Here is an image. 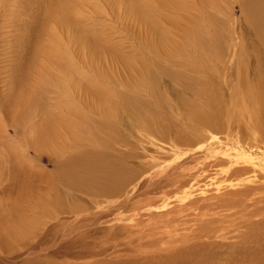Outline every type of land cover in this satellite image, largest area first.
I'll return each mask as SVG.
<instances>
[{
	"label": "rangeland",
	"instance_id": "obj_1",
	"mask_svg": "<svg viewBox=\"0 0 264 264\" xmlns=\"http://www.w3.org/2000/svg\"><path fill=\"white\" fill-rule=\"evenodd\" d=\"M17 1L16 7L23 0ZM49 1L33 29L29 68L23 66L29 88L40 95L25 133L32 180L25 200L10 186V137H0V264H130L140 255L165 256L162 264L263 259L264 128L253 117L256 87L230 90L238 85L235 58L240 77L251 48L241 33L249 17L243 1L84 0L89 12L67 17L76 27L83 23V41L80 29L52 18L58 0ZM0 19V118L10 122L21 29L8 5H0ZM188 31L195 40L187 46ZM158 35L172 41L165 46ZM96 42L112 50L98 53L88 46ZM186 72L192 83L178 79ZM208 81L213 91H227V100L210 122L196 123L176 98L203 107L190 91L210 90ZM186 84L192 90L185 92ZM232 105L250 130L233 127ZM122 165L133 178L122 177L119 192L104 195L100 178ZM71 171L74 177L60 178ZM234 227L238 235L224 244H205Z\"/></svg>",
	"mask_w": 264,
	"mask_h": 264
},
{
	"label": "bare ground",
	"instance_id": "obj_2",
	"mask_svg": "<svg viewBox=\"0 0 264 264\" xmlns=\"http://www.w3.org/2000/svg\"><path fill=\"white\" fill-rule=\"evenodd\" d=\"M37 1L40 7L37 5L36 2H31L30 0H23L21 2V5H19L18 7H16L15 5L16 3H18L17 0H0V5H3V6L8 5V7H10V10L14 12V15L18 17L20 29H21V33L18 39L20 42L18 49L19 51L22 52V54H20L19 55L20 57L16 59V61H18V64L16 65V72L13 74L14 79H15L18 98H17V95H15L14 98H11V102L13 106H12V114H11L10 122H4L3 118H0V137L2 136L3 138L10 137L9 141L7 142L5 141L6 142L5 150H8L10 154L9 158L13 166L12 170L8 172V176L11 179L10 186H15V188H19L21 192H24V200L27 198L28 191L31 190L32 188L31 174H29L28 172L27 145H28L29 139H28V136L25 135L28 126L30 127V124H29L30 119L28 118V113H29V108L31 107V104L38 103L37 99L40 97V95L37 92L33 94L32 93L33 90L29 88V85L27 84V81H26L28 73H24L23 66L27 63L26 70L27 68H29L28 62H27L28 57L26 55H28L29 46L31 44V37L34 33L33 29L36 30V21L38 17L45 16L47 14L49 10L48 9L49 3H50L49 0H37ZM116 1L118 3H121V2L131 3V0H116ZM211 1L213 0H210V2ZM242 1L245 6L244 14H246L249 17L247 18V20H245V27L241 31V33H244L245 38H246L245 41L249 43L251 48H249V51L246 54L245 59L247 63L242 68L240 77H239V71L237 68L239 61H238V58H235V61H237V63L234 64V66L235 65L237 66L236 67L233 66L231 70L236 73L234 80L238 82V85L237 86L231 85L230 90L234 93H238V90L242 91L248 88L249 85L256 87L255 92H253L252 90L250 91L252 93V97L258 100V104L254 103L255 109H254L253 117L255 119L256 124L259 127L264 128V0H242ZM43 3H45L47 6L43 5ZM82 4H84V0H58L57 7H54L51 12L52 18L55 15L57 20L59 21L63 20L65 24L70 25V27L74 30V32H76L80 29L83 23H80L76 27L75 22L71 21L67 17H68V14H70L71 15L70 18L76 21L77 20L76 18H78V15L76 14V9H77V13L81 11V14L87 9L86 7H84V5L83 7H81ZM79 17H80L79 19L87 18L85 15H83L82 17L81 16ZM180 18L182 19V17ZM138 19L141 20L140 17H138ZM183 20H185V24L188 21L185 18ZM45 24L46 23L44 22L43 25H41L42 29ZM49 26H52V24H50ZM183 29L184 28H182V30ZM176 30H178V28L177 29L173 28L174 32H176ZM46 32L47 31L45 30V35H46ZM169 32H171V30ZM150 33L155 35V29L153 27ZM190 33L191 32L188 31L184 38V41L187 43V46L193 40H195V38H193ZM216 34L217 35L215 36V43H217V46H221V43L223 41V38H222L223 35H219L218 33ZM39 38H40V35L37 37V39L39 40ZM77 39L79 41H83V35H82L81 29H80V34L78 35ZM169 40L170 41H167V39H165L162 35H158V42H160L161 44L165 46L169 44V42L172 41L171 38ZM197 40L199 43H203L199 35H197ZM51 41H52V44L55 46V48H58L59 46H61L60 42H54L53 39H51ZM88 46L90 48L98 47L97 48L98 53L101 50H106V51L112 50L111 47H107V46L102 48L101 42L92 43ZM187 46L184 47V50H186L184 53L185 55H187V57H189L190 55L188 53L189 51H187ZM141 48H142L141 49L142 52L144 53L147 47L141 46ZM182 52H183V49H182ZM179 62L182 64H185L183 61H179ZM177 77L178 79L184 80L185 82L192 83V81L190 80L191 76L189 75L188 72H186L184 75L177 76ZM228 81L231 82L232 80L229 79ZM208 83L210 87V90L208 91H204L202 88L192 90L188 84H186V87L183 86V90L185 92H188L189 89H191L192 90L190 91L191 93L194 92V94H197L199 96V98L196 99L197 104L203 103V107L197 106L194 101L190 102L183 95H178V97L176 98L178 105L182 109H184V111L186 110L191 116V118L196 123L210 122L211 116H213L217 111L221 109L220 108L221 103L227 100V91L221 90L220 93H217L213 91L217 86L213 85L210 81H208ZM223 83L225 87H227L228 86L227 84L229 82H225L223 80ZM36 90L40 92L39 85L36 87ZM180 90H182V88H180ZM233 105L231 106L232 110L231 111L229 110V113H228L229 115H232L234 113L231 116L232 118L231 117L230 118L234 122L235 121L238 122V124L233 125V127L234 126L235 127L236 126L249 127V125H244L241 122L240 115L236 107L233 108ZM255 113L257 114L255 115ZM235 119H239V120H235ZM252 121L254 122V120ZM229 126L232 129L231 123L229 124ZM10 128L13 134L12 133L9 134V132H11ZM249 130H250V127H249ZM19 131H20V135L21 133H24L23 134L24 136L22 137V139L19 135ZM234 132H235V129H234ZM104 165L114 168L112 165V162H105ZM131 174H132V171L125 165H122L120 170L111 171V172L109 171L106 174H104L100 178V182L104 186V195L113 196L114 194H117L119 190L121 189V187H123L122 185L125 184V181L122 177H128V179L131 180L134 176ZM59 175H60V178L67 181L69 178L74 177L75 173L71 171L67 175L65 174H59ZM1 177H4V176L0 174V178ZM57 177L59 179L58 175ZM85 191L88 193H91L87 189H85ZM235 225L237 228L240 227V225L237 223H235ZM228 226L233 227L234 225L229 223ZM236 227L233 228L234 230L233 234H231L227 230L220 234L211 235L209 237V240L205 244H207L208 246H210L211 244H213L214 246L224 244V240H226L227 238L238 235V231L236 230L237 229ZM222 230H223V226H221L220 231ZM206 234H207V231H206ZM139 247H141V245H139ZM156 257H159V258H156ZM164 257L165 256L160 257L158 255L157 256L151 255V257L146 256L143 258L142 255H140L138 259H135L136 261H133L130 264H162V258ZM168 259L172 261L170 257H168ZM263 262H264V258L261 259V255H260V256L255 257V259L251 258V261L249 262V264H256V263L263 264Z\"/></svg>",
	"mask_w": 264,
	"mask_h": 264
}]
</instances>
